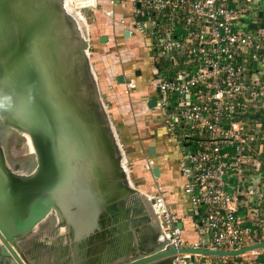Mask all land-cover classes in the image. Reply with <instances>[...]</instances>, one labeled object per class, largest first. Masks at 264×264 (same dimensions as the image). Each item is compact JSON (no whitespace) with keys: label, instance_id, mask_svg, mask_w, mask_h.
<instances>
[{"label":"built area","instance_id":"1","mask_svg":"<svg viewBox=\"0 0 264 264\" xmlns=\"http://www.w3.org/2000/svg\"><path fill=\"white\" fill-rule=\"evenodd\" d=\"M116 3L129 8L128 23L115 22ZM107 6L111 26H122L106 43L124 46V83L118 86L126 98H136V113L157 136L154 155L149 146L140 149L142 170L159 180L152 175L155 158L175 154L171 164L182 183L172 191L186 206L184 219L197 229V241L189 245L165 188L156 185L146 200L158 224L157 242L215 251L263 242L264 186L252 185L251 178H261L264 169V0H109ZM135 51L145 67L132 61ZM131 111L125 109L126 118ZM198 260L264 264V250L238 257L177 254L170 263Z\"/></svg>","mask_w":264,"mask_h":264},{"label":"water","instance_id":"2","mask_svg":"<svg viewBox=\"0 0 264 264\" xmlns=\"http://www.w3.org/2000/svg\"><path fill=\"white\" fill-rule=\"evenodd\" d=\"M96 6L97 0H0V122L30 138L36 163L30 173L17 166L10 171L0 148L2 264H28L18 243L50 215L73 241L83 242L100 231L103 213L136 192L122 169L123 151L89 64L87 25L78 18L82 9ZM115 82L123 85V76ZM154 105L151 98L147 106ZM147 151L154 155L153 147ZM152 175L159 178V169ZM260 250L264 241L215 251L176 250L156 240L149 252L135 249L133 257L112 264H167L177 254L238 257Z\"/></svg>","mask_w":264,"mask_h":264},{"label":"rangeland","instance_id":"3","mask_svg":"<svg viewBox=\"0 0 264 264\" xmlns=\"http://www.w3.org/2000/svg\"><path fill=\"white\" fill-rule=\"evenodd\" d=\"M97 1L99 4L94 9L86 8L81 10L83 24L85 22L87 25L89 64L94 71L97 84L104 99L106 111L123 151L125 162L122 160L121 165H123V168L129 175V183L133 185L132 187L136 191L114 204L121 211H119L120 217H117V220H119L117 222H121V229L132 222V228L135 229L142 243L152 246V240L157 239L159 232L158 226H156V219L150 210V203L146 200V195L152 194V186L145 179H142L144 178L143 175L139 176L137 173V171L142 169L141 160L139 159L141 153L139 149L141 137L143 140H149L151 132L147 122H144V119L141 120L136 113V110L140 108L138 102L135 101L136 98L133 97V100L126 98L123 89L114 82L115 74L120 73L123 68L122 62H120L119 52L120 48L124 46L117 45L116 49H114L115 47L112 45L113 41L109 45L99 42V38L102 36L110 38L111 30L118 27L119 23L111 26V10L106 5L107 0ZM115 5L122 7L119 3ZM120 7H112V11L116 16L115 22L120 21L117 13V9L120 11ZM127 11L129 12L128 8L126 9ZM118 37L119 35H117V41H119ZM128 46L135 48L131 42H128ZM138 61V67L146 66L141 59H138ZM128 106L131 107L132 111L127 113L128 117L126 118L125 109ZM137 132L141 136L135 138ZM20 134L0 122V148L5 164L8 168L17 166L19 167V171L28 173L34 169L35 159L34 155L28 153L25 146L26 141L21 132ZM169 148L171 149L173 147L170 146ZM157 159L160 166L161 164L168 165L174 162L175 154L168 153L164 157ZM139 172L143 174L142 171ZM102 219L100 217V222L102 221V225L100 223V230H103L102 234L96 231L88 240L75 242L71 238L69 231L65 228L62 231L63 235L58 236V229L55 227L57 225L59 226V222H57L53 215H50L41 223V228L46 224L47 230L37 229L24 237L26 238L25 240H29L27 241L28 245L24 248L25 251H23L28 264H50V262H54L55 264H69L68 259L71 260L69 258L70 254H74L75 252L71 251V248L76 244L78 249L77 253L73 255L75 258L73 261L74 264L115 263L122 257L117 258L114 254L113 257L107 259V256L111 253L107 252V250L118 251L112 245L118 242L117 237H110L113 233H117L113 231L110 235L105 230L108 227L107 218L102 217ZM61 226L63 227V225ZM128 228V226H125V229ZM71 244L74 245L71 246ZM86 258L88 260L84 261ZM79 260L82 262H79ZM167 264L171 263L169 262Z\"/></svg>","mask_w":264,"mask_h":264},{"label":"crops","instance_id":"4","mask_svg":"<svg viewBox=\"0 0 264 264\" xmlns=\"http://www.w3.org/2000/svg\"><path fill=\"white\" fill-rule=\"evenodd\" d=\"M106 2H107L106 5H108L109 0H107ZM98 4H99V2L97 1V5ZM117 7H120V6H115V8H117ZM117 11H118L117 13H118V17L120 18V21L125 23V24L128 23V21L130 19V12H128V11L126 12V9L124 10V6L120 7V11L118 9H117ZM121 29H122V26L119 25L118 27L112 29L111 32H110V35L109 34L108 35L110 36V38H112V36H113L112 34L119 32ZM138 52L139 51H135L134 53H132V61L136 62L137 66L139 64L138 59L142 60V57H141V55L138 54ZM142 62L144 63L143 60H142ZM117 74H119V72ZM115 76H117V75H115ZM152 131H153V135L150 137L149 140H143V138L141 137L139 149H141L144 146H149V147L153 146V142H154L153 139L156 138L157 136L154 133V128H152ZM139 159L141 160L140 162L143 161V157H142L141 153H140ZM155 164H156L155 168L161 169V173L159 171V173H160L159 180H152V178H150V176H148V174L145 171H143L142 169L139 170V171H142L143 174H141V172H139V171H137V173H138L139 176L143 175L144 178H142V179L143 180L145 179L149 185L151 184L150 186H152V192L154 190L153 189L154 186H156V185H158V186H160L162 188H165V190H166V194L165 195H166V198H167V203L169 204V210L173 214H176L179 217V219H182V221H183L182 224L179 223L178 225H180L182 230H183L182 235H183L184 241L190 245V244L194 243L195 241H197V238H198L197 229H195L190 224L189 220L184 219V213L186 211V206L178 199V197L172 191L173 187L176 186V185H180L182 183V181L180 180V178H178L177 172L175 171V167H174L173 164L169 163L168 165H165V164H161L160 163L161 164V166H160L157 158H155ZM251 181H252V185H257V184H259L261 182L262 185L264 186V169L262 171L261 178H259L257 176H253L251 178ZM239 212L243 213V209L239 208ZM263 215H264V212H263ZM263 218H264V216H263ZM120 223L121 222L114 223L111 228L109 227V226H111L110 224L108 226V229L112 230L111 232L115 231V233H117V234H113L112 236H110L111 235V232H110L109 236L112 237V238H116L117 237L118 242L113 243L112 245L118 251L107 250V252H111L110 255L107 256V259L113 257L114 254H115V257H117V258L123 257V256L124 257L127 256V258H131V257L134 256V252L133 251L135 249H139L141 252H149L150 250H152V248L154 246H156V240L157 239L152 240L153 241L152 242V246H149V244L146 245V244L142 243L139 235L137 234L135 229L132 228V226H133L132 222H131V224L125 225V226L129 227L128 229H125V226H124L123 229H121ZM44 226L41 228V224H40L38 226L39 228H37V229L44 230V231L47 230V227L46 226L44 227ZM156 226H158V224H156ZM54 227H55V225H54ZM55 228L58 229V236L63 235L62 231H64V229H63L64 227H62L59 224V226L57 225V227H55ZM25 239L26 238H24V240H21L18 243V248H19V250L21 251L22 254H23V251H25L24 248L28 245L27 241H29V240H25ZM73 245L74 244H71V246H73ZM115 245H118V246L115 247ZM77 249L78 248H77V244H76V245H74L71 248V251H75L74 252V254H75V253H77ZM74 254L73 253L70 254L69 258L71 260L68 259V263L69 264H74V262H73L74 259H75L73 257ZM24 257H25V255H24ZM86 260H88V258H86L84 261H86ZM79 262H82V261L79 260ZM0 264H2V263H0ZM50 264H55V263L54 262H50ZM195 264H209V263L204 261V260H198Z\"/></svg>","mask_w":264,"mask_h":264},{"label":"flooded vegetation","instance_id":"5","mask_svg":"<svg viewBox=\"0 0 264 264\" xmlns=\"http://www.w3.org/2000/svg\"><path fill=\"white\" fill-rule=\"evenodd\" d=\"M34 163H35V160H34ZM35 166H36V163L34 164V168H35ZM10 169V171H13V169H14V167H12V168H9ZM33 170V169H32ZM31 170V171H32ZM30 171V172H31ZM30 172H28V173H30ZM24 173V172H23ZM120 208L119 207H113L110 211L108 210V212L107 213H103L102 215H101V219H102V217L104 218V217H106L107 218V222H108V226H109V224L111 225V226H109L110 228L112 227V225L114 224V223H117V221H119V220H117L118 218V216L120 217V210H119ZM150 210H151V207H150ZM120 211V212H119ZM152 211V210H151ZM124 212V211H123ZM103 220V219H102ZM101 223V225H102V221L100 222ZM104 228V227H103ZM105 230H107V232L108 233H110L112 230L111 229H108V227H106L105 228ZM99 234L101 233H103V230H100L99 232H98ZM112 233V232H111ZM114 234V233H113Z\"/></svg>","mask_w":264,"mask_h":264},{"label":"bare ground","instance_id":"6","mask_svg":"<svg viewBox=\"0 0 264 264\" xmlns=\"http://www.w3.org/2000/svg\"><path fill=\"white\" fill-rule=\"evenodd\" d=\"M128 7L127 6H124V10L125 9H127ZM128 10H129V8H128ZM129 12H130V10H129ZM78 18H79V21L83 24V17L81 16V13L80 14H78ZM70 44V43H69ZM22 136H23V138L25 139V141H26V148H27V151H28V153L29 154H31V155H35V152H34V148H33V145H32V143H31V140H30V138L27 136V135H25V134H23L22 133ZM120 144V143H119ZM121 146V145H120ZM121 162H122V160H121ZM122 164V163H121ZM122 169H124L123 168V165H122ZM133 186V185H132Z\"/></svg>","mask_w":264,"mask_h":264}]
</instances>
